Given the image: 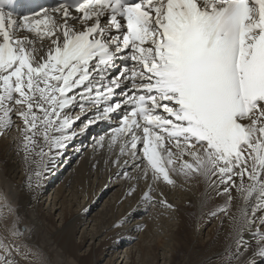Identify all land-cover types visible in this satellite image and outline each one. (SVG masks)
<instances>
[{"label":"snow or ice","instance_id":"1","mask_svg":"<svg viewBox=\"0 0 264 264\" xmlns=\"http://www.w3.org/2000/svg\"><path fill=\"white\" fill-rule=\"evenodd\" d=\"M78 121L116 122L96 147L127 197L143 182L138 203L170 214L165 189L203 181L225 264H264V0H0V138L19 134L29 189ZM19 223L0 193V264H51Z\"/></svg>","mask_w":264,"mask_h":264},{"label":"bare ground","instance_id":"2","mask_svg":"<svg viewBox=\"0 0 264 264\" xmlns=\"http://www.w3.org/2000/svg\"><path fill=\"white\" fill-rule=\"evenodd\" d=\"M90 115L81 114V121ZM82 126L80 121L74 125L78 134L55 155L39 189L28 187L34 165L26 166L18 152L15 128L7 140L0 138V193L20 217L19 227L32 230L27 243L37 244L51 264H225L228 220L210 215L224 203L222 197L200 181L187 191L165 189L177 212L145 208L138 203L143 182L127 197L129 183L116 178V169L104 162L109 153L96 147L109 133L96 135L90 129L81 134ZM129 213L127 223L114 227Z\"/></svg>","mask_w":264,"mask_h":264},{"label":"rangeland","instance_id":"3","mask_svg":"<svg viewBox=\"0 0 264 264\" xmlns=\"http://www.w3.org/2000/svg\"><path fill=\"white\" fill-rule=\"evenodd\" d=\"M41 198H42V195L40 196ZM43 200H45V197H43L42 198ZM48 202V201H47ZM99 206V204H97L96 205V207H98ZM203 237H202V240H205V239H203V238H206V233L204 234V235H202ZM123 262H125V260L123 261Z\"/></svg>","mask_w":264,"mask_h":264}]
</instances>
